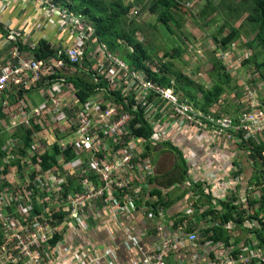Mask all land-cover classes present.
Instances as JSON below:
<instances>
[{
    "label": "built area",
    "instance_id": "1",
    "mask_svg": "<svg viewBox=\"0 0 264 264\" xmlns=\"http://www.w3.org/2000/svg\"><path fill=\"white\" fill-rule=\"evenodd\" d=\"M193 1H187L186 6ZM14 4L35 6L44 20L35 26V32L49 28L52 39L43 36L29 42L23 29L7 25L3 14ZM0 28V113L4 115L0 138L5 137L0 140V161L9 165L6 170L0 166V233L4 240L0 264H93L98 258L93 252L96 247L71 248L70 259L64 261L61 244L51 245L61 233L60 227L49 228L48 222L37 219L62 208L63 213L68 212L67 218L75 219L63 229L83 235L90 230V212L99 208L106 209L114 222L119 215H130L134 199L140 191L148 190L155 175L148 147L162 141L169 131L196 129L198 133L209 127L213 138L232 132L238 136L245 132V138L264 133V99L257 92V84L261 91L264 82L250 75L242 89V107L234 118L207 117L206 113L195 116L192 104L178 99L171 89L113 58L95 42L85 17L69 8L51 0H0ZM41 41L48 44L51 54L38 59L34 52ZM234 55H243L237 53L236 45L220 55L231 70L243 62V57ZM85 67L92 71L96 86L83 100L66 77ZM101 81L106 89L99 87ZM117 92L126 106L113 99ZM149 130L151 134H146ZM69 137L73 138L66 140ZM239 138H235L238 143ZM54 145L58 151L51 155L48 169L39 158L33 163L35 154L51 152ZM69 153L77 157L68 160ZM254 177L257 180L252 181ZM250 179L242 199L262 191L256 200L263 201L264 162ZM233 181L237 183L238 177ZM226 190L218 187L215 191ZM218 198L225 200L226 195ZM37 208L42 213L33 216ZM243 209V219L253 215L247 204ZM190 212L188 207L187 214ZM258 220L264 224V216ZM252 226L245 227L250 230ZM257 231L263 232L261 227ZM143 238L142 231L126 228L121 243L141 256L133 264H169L160 253H143ZM189 239L194 241L197 236L192 234ZM262 239L239 245L236 254L221 251L211 264H264V236ZM162 242L164 248L169 247V241ZM99 251L103 264H117L116 249Z\"/></svg>",
    "mask_w": 264,
    "mask_h": 264
},
{
    "label": "trees",
    "instance_id": "2",
    "mask_svg": "<svg viewBox=\"0 0 264 264\" xmlns=\"http://www.w3.org/2000/svg\"><path fill=\"white\" fill-rule=\"evenodd\" d=\"M55 4L61 7H67L72 10L73 13L82 14L85 17L89 26H91L94 37L93 39L98 45L104 46L113 58H117L126 64L129 67H132L134 70L143 73L148 80L159 84L164 88L172 89V92L178 94V99L183 100L192 106L195 109V116H198V113H206L208 111H214L213 109L217 108V104H220L223 99L226 97L228 92L232 90L231 84L236 88L235 94H238L239 83L236 84L237 73H231L227 70L224 62H220L218 59L211 63V68L206 71L207 78L209 79L210 85H204L200 82L193 80L189 75H186L178 69L172 68L171 61L175 59H180L184 52V47H180L175 43V39L179 38L174 35L175 31L181 30V23L184 22V18L187 15H190L189 11H193L192 8H188L184 5L185 0H150L146 7V10L156 18V22L160 25L164 34L167 37L166 39L170 42V50L165 49L164 53L161 56V59H157L155 55V49L151 43L146 41H140L138 34L140 30L139 27L135 24L130 18V11L132 6L127 4L125 0H52ZM197 2V1H196ZM195 2V3H196ZM249 4V5H248ZM142 5V2H141ZM195 5V4H194ZM246 11V17L243 18V15H240L242 9ZM217 7L210 3L207 0V3L202 8L201 19L204 21L210 17V12H217ZM186 12V13H184ZM183 14V15H182ZM243 18V20H242ZM216 17L209 20L206 25L214 24ZM231 19L233 21H241L242 26L240 28H233L231 25ZM193 20V19H192ZM2 28V27H1ZM0 28V29H1ZM229 28V29H227ZM242 29L244 31L242 32ZM249 33V38L248 34ZM184 37L180 39L184 40ZM242 38L246 39V44L242 42ZM213 41L220 50H226L227 47L236 42V46H240L241 52H243V63L242 65H251L256 69L264 70V59L261 63L257 60L256 50L261 49L264 52V0H242L241 3L232 6L227 12V21H225L223 27L219 28L217 33L213 36ZM48 45L46 42L41 41L39 43V48L36 49L35 56L39 58H44L47 55H50L51 52L48 51ZM248 47L249 50L244 48ZM253 52L249 57L247 53ZM163 59V60H162ZM166 60L165 62H163ZM252 71H247V74H251ZM92 71L88 68L80 69L74 75L66 77V80L71 82L73 86L77 89V94L83 100L88 97L91 89L94 88L93 76L91 75ZM245 77V75H243ZM264 82V75H261ZM105 81H101L99 85L100 88H105ZM259 82V80L257 81ZM253 83V82H251ZM96 86V85H95ZM256 86V85H255ZM257 92L264 99V88L260 91L257 89ZM126 98L130 100V97L127 95ZM114 100L117 102L120 101L122 105H125L121 99L120 92H117L114 95ZM217 103V104H216ZM233 107V104L224 106V111L230 113L229 108ZM217 112V111H216ZM230 116L234 118V113H230ZM4 119V115L0 113V120ZM196 130V129H195ZM198 133H205L208 137L207 140L211 142V147H216V150L219 148H228L233 146L237 151L244 153L243 160L245 163L253 167L252 173L257 170V166L260 163L264 162V133L258 137L245 138L244 133L241 132L239 136L232 132V135L227 137H215L213 138V133L209 127L201 129ZM138 134L141 135V132ZM146 134H151V131ZM246 134V133H245ZM239 138V143L235 138ZM5 137H1L0 140L3 141ZM263 139V140H262ZM236 140V141H235ZM260 140H262L260 142ZM162 144H155L154 146L148 147V152L150 155H153L154 150L158 151L160 147L166 148L170 152L175 154V169L176 171L184 170L183 173H178L177 177H167L164 176V179H167V183H164V188L170 187L171 185L181 183L186 176L187 163L183 159L182 154L179 150L172 147L169 141L161 142ZM30 145L26 142V150H29ZM28 147V148H27ZM26 150H22V153H26ZM38 151V149H33V152ZM56 145L53 146L51 152H45L37 156L36 154L32 157L35 161L37 158L40 159L42 166L45 169H48L50 163L49 159H53L52 154L57 153ZM161 151V150H159ZM32 152V150H31ZM163 152V151H162ZM159 153V152H158ZM157 153V154H158ZM148 154V153H147ZM236 158H233L235 160ZM152 164L153 157H151ZM236 161V160H235ZM234 161V162H235ZM14 164V163H12ZM233 164V162H232ZM242 161L238 160L231 167L232 178L230 184L226 185V181L223 184H219L221 188H227L226 193H216L213 189H204L208 187V183L202 182V184L193 185L191 188L195 194L199 195L198 201L200 203L205 201V203L210 204L209 209L204 212L203 217H214L216 214L219 215L221 220L220 226L208 227L203 232L202 243L208 242L211 246L219 245L220 247L224 246L225 252L236 254L238 249V244H248V239L243 238L242 241L239 238H233L230 234L227 226L228 224L234 225L237 229H240L244 232L254 233L256 237L263 242L264 236V224L259 222V217L264 216V200L259 201L256 199H250L247 197L242 199L239 197L238 187L232 184L234 177H238L243 174V169L240 170L237 168L241 166ZM0 166L6 170L8 164H3L0 161ZM251 177V176H250ZM241 179V178H240ZM152 178V182H154ZM220 180H223L222 178ZM227 180V179H226ZM257 180V177H254L252 181ZM251 181V182H252ZM219 183V182H218ZM154 184V183H153ZM152 184V186H153ZM5 185V183H4ZM201 186L204 189L203 192H199V187ZM196 187V188H195ZM234 187V188H233ZM152 188V187H151ZM195 188V189H194ZM151 191V190H150ZM154 195H158V200L156 203H152V207L155 208L159 204L166 205L164 199L159 196V190L154 189ZM194 194V195H195ZM153 195V192H152ZM152 195H150L152 197ZM153 195V196H154ZM226 195L225 200H217L216 198ZM237 195V197H235ZM219 199V198H218ZM214 203H220L219 205ZM247 204L249 210H253V215H248L247 219H243L246 210L243 209V205ZM195 208V203L193 205ZM215 207H221V210H215ZM41 209L37 208L36 213L33 216H40ZM38 222L46 221L48 222L49 228H57L63 224L62 215L52 212L50 214H42L41 219H37ZM258 222L259 224H254ZM252 223V229H248L245 226ZM262 228L263 232H258V228ZM233 238V239H232ZM57 237L53 240L56 241ZM76 241V240H75ZM78 241V240H77ZM4 242L1 233H0V245ZM52 242V240H51ZM63 242V238L59 240ZM55 242H53L54 244ZM250 243V242H249ZM80 244V242H79ZM215 257V256H214ZM213 257V258H214ZM210 258V264L217 261L216 257L213 259Z\"/></svg>",
    "mask_w": 264,
    "mask_h": 264
},
{
    "label": "crops",
    "instance_id": "3",
    "mask_svg": "<svg viewBox=\"0 0 264 264\" xmlns=\"http://www.w3.org/2000/svg\"><path fill=\"white\" fill-rule=\"evenodd\" d=\"M184 3H186V0ZM3 15V20L7 22V25H11L15 29H23L24 36L29 42H33L34 39H39L43 36L52 39L49 28H45L42 32H35L37 24H44V20L41 19L40 12L35 6L19 7L14 4L5 10ZM222 102L224 103V100ZM233 106L237 108L235 112L238 115L242 102L235 101ZM207 139L208 137L205 133L196 134L195 129H184L180 132L169 131L159 144L169 141L172 147L180 151L186 161L187 172L186 176H183L184 180L181 183L164 188V183L168 182L167 179L163 178L164 176L166 178L169 176L177 177L178 173H183L185 170L176 171L175 154L173 151L167 150L173 156V159H171L170 163H167V167L164 170L155 171L153 186L151 183L148 190L139 192L138 197L133 201L134 208L130 215H119L117 221L114 222L109 218L106 209L99 208L97 212H90V230L83 233V235H79L73 233L72 230L69 231L68 228L63 229L65 223L71 224L75 219L67 218L68 212L63 213L61 208L56 214L62 215L64 223L57 227H60L61 233L55 236L57 237L56 241L53 240L55 237L52 239L51 245L61 244L62 259L64 261L70 259L71 248L85 247L89 249V247H92L94 249L96 247L97 250L93 252L98 258L93 264H103L100 257L101 252L99 251L103 248L116 249L117 264H133V262L139 261L138 258L141 256H137L136 251H128L121 243L125 236L126 228H133L138 232L142 231L144 234L141 247L146 255L160 253L169 264H210V258L214 256L217 258L218 253L225 251V248L219 245L211 246L208 242L202 243L204 241L202 230L208 227L220 226L221 220L218 214L214 217L202 216L205 214V210L209 209L210 204L205 203V201L200 203L197 198L199 195L192 192L191 188L193 185L206 182L208 187L206 185L204 189L210 188L215 191L220 187L218 185L223 184L225 181L226 185L230 184L232 178L231 167L240 160L242 164L237 168L239 170L242 168L243 174L238 176L237 183L233 181L232 184L235 188L238 187L239 194L237 195L239 197L245 196V190L251 182L250 176L253 167L244 162V153L237 151L235 147L229 146L228 148L216 150V147H211V142ZM76 157L74 153L67 154L68 160H74ZM233 158H236V161ZM32 160L33 163L36 162L33 158ZM221 178L223 180H220ZM154 189L159 190V196L164 199L163 202L166 205L159 204L158 206L156 205L157 208L151 209V204H155L158 200L157 193L154 195ZM198 189L199 192H205L201 186ZM194 203L195 208L193 207ZM188 207L192 209L190 214H187ZM215 208V210L222 209L221 207ZM70 226L72 227V225ZM227 228L233 238H239L242 241L243 238L247 237L246 232L237 229L234 225L228 224ZM192 234L197 236L194 241L189 239ZM61 238H63V242H59ZM162 240L169 241V247L164 248ZM53 242L55 243L53 244ZM239 245L241 244L237 246Z\"/></svg>",
    "mask_w": 264,
    "mask_h": 264
},
{
    "label": "rangeland",
    "instance_id": "4",
    "mask_svg": "<svg viewBox=\"0 0 264 264\" xmlns=\"http://www.w3.org/2000/svg\"><path fill=\"white\" fill-rule=\"evenodd\" d=\"M127 4L132 6V9L130 11V18L135 22V24L139 27V29H142V32L140 31L137 35L140 41H146L147 43H151L155 49V55L157 56V59H161L162 54L164 53V50L169 49L170 50V42L167 37L164 34L163 28L158 25L156 22V18L153 17L147 10L146 5L150 0H125ZM189 0H186V2ZM195 1H197L195 3ZM211 4H213L215 7H217V12H210V17L208 19H205L202 21L200 15L202 8L207 3V0H194L192 6L193 11H189L190 15H187L186 18H184V22L181 23L182 27L181 30L175 31L174 35L179 38L175 39V43H177L178 46L184 47V52L182 54V57L180 59H175L171 61L172 68L178 69L185 73L186 75H189L193 80L200 82L204 85H210L209 79L207 78V73L211 68V63H213L215 60H217V48L215 45V42L213 41V36L217 33L218 29L223 27L225 21H227V12L230 9V5L235 6L242 2V0H208ZM142 2V5H141ZM195 4V5H194ZM189 5V4H188ZM249 5V4H248ZM242 11L240 12V15H243V18L246 17V11H244L243 8H241ZM186 13V12H184ZM187 14V13H186ZM183 15V14H182ZM216 17L214 24L206 25L209 20ZM242 18V20H243ZM193 19V20H192ZM242 20L241 21H233L231 19V25L233 28H240L242 26ZM229 29V28H227ZM244 29H242V32ZM248 37L249 38V33ZM183 39H180L181 37H184ZM251 38V36H250ZM249 38V40H250ZM242 42L246 44V39L242 38ZM236 42L231 43L229 46L236 45ZM240 47V46H239ZM244 48V47H243ZM245 50H249L248 47L244 48ZM253 52L247 53V57H249ZM257 53V60L259 63L262 62L264 59V52L259 49L256 50ZM163 60V59H162ZM164 60L163 62H165ZM257 76H260L259 73H256ZM236 82V81H235ZM232 90L231 92H228L226 97L223 99L224 103L221 104L218 109V112L216 111H208L206 112L207 117H221L222 115H226V111H224V106H228L229 104H233L235 101H240L242 97V93L240 91V86L238 87V94H235L236 88H234L233 84H231ZM257 87L261 89V84H257ZM222 106V107H221ZM221 109V110H220ZM230 113L237 110L236 107H231ZM197 134V132H196ZM73 137L66 138V140H70ZM161 150V151H159ZM159 150L156 152V150L152 152L153 155V162L156 165V170L162 171L167 167V163H170L171 159H173V156L167 152V150L164 147H160ZM166 150V151H165ZM163 151V152H162ZM159 152V154H157ZM10 179V178H8ZM262 195V191H257L254 194L250 196V199H259ZM248 243L258 240L256 235L254 233L247 232ZM218 254H221L218 253Z\"/></svg>",
    "mask_w": 264,
    "mask_h": 264
},
{
    "label": "clouds",
    "instance_id": "5",
    "mask_svg": "<svg viewBox=\"0 0 264 264\" xmlns=\"http://www.w3.org/2000/svg\"><path fill=\"white\" fill-rule=\"evenodd\" d=\"M52 1V0H51ZM53 2V1H52ZM196 2V1H195ZM54 3V2H53ZM55 4V3H54ZM57 5V4H56ZM184 5L186 6V3H184ZM187 7V6H186ZM65 8H67V7H65ZM188 8H192V6H188ZM216 45V44H215ZM216 48H217V51H216V54H217V59L220 61V62H222L221 60H220V55L222 54V53H224V52H226L227 50H229L230 48H231V46H228L227 47V49L226 50H220V48H218L217 47V45H216ZM237 53L238 54H240L241 53V50H240V47H237ZM234 57L235 58H237V57H242L241 55H234ZM244 62V61H243ZM242 62V63H243ZM242 63L237 67V68H234V69H230V68H228V66H227V64H225V63H223L225 66H226V68H227V70L229 71V72H231L232 74L233 73H237V79H236V84L237 83H239V86H240V91H241V93H242V89H243V87H244V83H248V80H247V77H248V75H250V76H252L253 77V79L255 80V79H257V81L258 80H260V79H262V77H261V75H264V70H259L258 71V69H256L254 66H251V65H242ZM247 71H252L251 72V74H247ZM256 73H259L260 74V76H257L256 75ZM243 75H245V77H243ZM256 77V78H255ZM168 89H170V88H168ZM172 90V89H171ZM243 96V95H242ZM242 97H241V101H242ZM217 104V103H216ZM221 104H223V102H221L220 104H217V108L215 109L217 112H218V109H219V106L218 105H221ZM233 113H234V117L236 116V112L235 111H233L232 112V115H233ZM226 116H229V117H231L230 116V113H226ZM154 165H156V164H154ZM152 184H153V182H152ZM217 200H219L218 198H216ZM220 203H217V205H219ZM192 210V209H191ZM205 212H206V210H205Z\"/></svg>",
    "mask_w": 264,
    "mask_h": 264
}]
</instances>
